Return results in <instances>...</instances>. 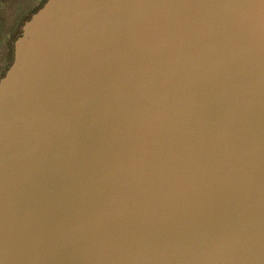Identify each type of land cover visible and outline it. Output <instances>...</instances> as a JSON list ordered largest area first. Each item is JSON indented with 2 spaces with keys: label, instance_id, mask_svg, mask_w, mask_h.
I'll list each match as a JSON object with an SVG mask.
<instances>
[{
  "label": "water",
  "instance_id": "95a60500",
  "mask_svg": "<svg viewBox=\"0 0 264 264\" xmlns=\"http://www.w3.org/2000/svg\"><path fill=\"white\" fill-rule=\"evenodd\" d=\"M0 264H264V0H47L0 78Z\"/></svg>",
  "mask_w": 264,
  "mask_h": 264
},
{
  "label": "rangeland",
  "instance_id": "374dc122",
  "mask_svg": "<svg viewBox=\"0 0 264 264\" xmlns=\"http://www.w3.org/2000/svg\"><path fill=\"white\" fill-rule=\"evenodd\" d=\"M42 0H0V76L14 60L16 40Z\"/></svg>",
  "mask_w": 264,
  "mask_h": 264
},
{
  "label": "trees",
  "instance_id": "16d2710c",
  "mask_svg": "<svg viewBox=\"0 0 264 264\" xmlns=\"http://www.w3.org/2000/svg\"><path fill=\"white\" fill-rule=\"evenodd\" d=\"M47 0H42L41 1V3H40V5L38 6V8L34 11V12H36L38 9H40L43 5H44V3L46 2ZM5 75V74H4Z\"/></svg>",
  "mask_w": 264,
  "mask_h": 264
},
{
  "label": "flooded vegetation",
  "instance_id": "af4514ba",
  "mask_svg": "<svg viewBox=\"0 0 264 264\" xmlns=\"http://www.w3.org/2000/svg\"><path fill=\"white\" fill-rule=\"evenodd\" d=\"M5 73H6V71L2 73V75L0 76V78H2V77L4 76Z\"/></svg>",
  "mask_w": 264,
  "mask_h": 264
}]
</instances>
